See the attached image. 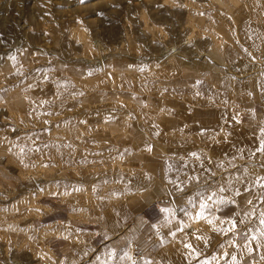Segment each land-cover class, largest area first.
Returning a JSON list of instances; mask_svg holds the SVG:
<instances>
[{
	"label": "rangeland",
	"instance_id": "rangeland-1",
	"mask_svg": "<svg viewBox=\"0 0 264 264\" xmlns=\"http://www.w3.org/2000/svg\"><path fill=\"white\" fill-rule=\"evenodd\" d=\"M261 149L264 0H0V264H264Z\"/></svg>",
	"mask_w": 264,
	"mask_h": 264
},
{
	"label": "crops",
	"instance_id": "crops-1",
	"mask_svg": "<svg viewBox=\"0 0 264 264\" xmlns=\"http://www.w3.org/2000/svg\"><path fill=\"white\" fill-rule=\"evenodd\" d=\"M48 202L42 204L43 206H47V207L49 206L51 212L48 216L51 215V217L54 220L53 223H56L57 221H61L62 220L61 218H64L62 216L64 214H61L58 208H60L62 211V207L52 205V202L56 203V201L53 199ZM162 209L163 208H161V206L156 201H151L149 204H147L142 209L141 215H140V220L142 222V225L145 227H153L154 225L159 223L164 216V212L161 211ZM96 237H98V234H96L94 238L96 239ZM49 245L54 251H58V252H62V249L66 246L65 240L62 237H56L55 239L51 240ZM178 250L179 249L175 248L173 249V252L178 251ZM211 255L212 253L211 254L201 253V255L197 256L195 259L190 260L189 256L185 255L182 251V253L181 252L179 253L177 252L175 254L173 253L171 256L160 255L162 258V260L160 261L162 264H180V262L178 261V258L184 256L185 260H187L186 264H201V261H207L208 264H211L210 263L211 258H212ZM233 257H235V260H233ZM226 263L227 264H251V263H256V262L253 256L251 255L249 256V260H248V256L246 255L241 256L240 254L237 253V254L231 255Z\"/></svg>",
	"mask_w": 264,
	"mask_h": 264
},
{
	"label": "snow or ice",
	"instance_id": "snow-or-ice-1",
	"mask_svg": "<svg viewBox=\"0 0 264 264\" xmlns=\"http://www.w3.org/2000/svg\"><path fill=\"white\" fill-rule=\"evenodd\" d=\"M262 151H264V149H261ZM261 188H264V183H261L259 185ZM228 189L224 186V185H220V187L216 190H209L207 195L203 194V193H197V196L199 197V199L197 200L196 198L194 199H190L188 201V204L191 205L193 208L197 209L195 216H192L189 213V219H208L209 216H214V210L216 208H219L221 205L227 204V203H232L235 204L236 201L235 200H229L227 199L225 196L222 195V193L226 192ZM248 191H250V189H246ZM241 193L239 190L236 191V195L239 196ZM262 202H264V197H262ZM248 205H252L253 201L251 199L247 200L246 202ZM164 213H169L170 210L169 208H164L161 210ZM209 223H212V220H208ZM221 224H227L228 227H222L219 229H214L215 231H219L222 232L224 235H227L229 232H232L233 235H239V233L236 232V228H237V222L236 220H221L220 221ZM241 223H243V221H240ZM261 225H264V212L260 213V220H259ZM180 231H183V229L181 228ZM244 235L245 238H247V230H244ZM261 235L264 236V232H261ZM198 239H200V237H198ZM205 239V242H207V239ZM253 239H256V237H253ZM234 243V241H233ZM185 247L188 249H191V252L195 253L196 249L193 248V246L188 243L185 244ZM251 251V249H250ZM110 255H112L113 257L115 256V253H110ZM189 255H191V253H189ZM200 253H196V256H199ZM129 259H131V257H128ZM215 259V257L213 258ZM233 260H235V257H233ZM135 264V262H134ZM147 264V262H146ZM201 264H208L207 261H201Z\"/></svg>",
	"mask_w": 264,
	"mask_h": 264
},
{
	"label": "bare ground",
	"instance_id": "bare-ground-1",
	"mask_svg": "<svg viewBox=\"0 0 264 264\" xmlns=\"http://www.w3.org/2000/svg\"><path fill=\"white\" fill-rule=\"evenodd\" d=\"M132 246H133V245H132ZM135 258H136V254H133V259L136 260Z\"/></svg>",
	"mask_w": 264,
	"mask_h": 264
}]
</instances>
